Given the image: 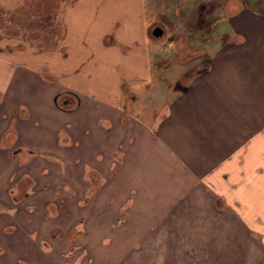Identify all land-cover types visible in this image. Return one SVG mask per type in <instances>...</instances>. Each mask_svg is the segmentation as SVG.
Here are the masks:
<instances>
[{
	"label": "crops",
	"instance_id": "obj_1",
	"mask_svg": "<svg viewBox=\"0 0 264 264\" xmlns=\"http://www.w3.org/2000/svg\"><path fill=\"white\" fill-rule=\"evenodd\" d=\"M261 55L264 0H0V264H264Z\"/></svg>",
	"mask_w": 264,
	"mask_h": 264
},
{
	"label": "rangeland",
	"instance_id": "obj_2",
	"mask_svg": "<svg viewBox=\"0 0 264 264\" xmlns=\"http://www.w3.org/2000/svg\"><path fill=\"white\" fill-rule=\"evenodd\" d=\"M219 1V0H217ZM31 6V3L29 4ZM43 8V7H42ZM50 7H44L43 9L45 11L47 10H51ZM44 11V12H45ZM22 15H15V17H13L14 20L18 21L21 20L23 23H28L30 24V27L34 30V28L36 26H40L42 30H47L53 23L51 22V18H49L48 16H41L42 14H39L38 18L35 15V11L32 12L31 8H25V10H22ZM28 21V22H27ZM31 21V22H29ZM21 22V23H22ZM40 22V24H39ZM196 22V21H195ZM220 22V23H219ZM217 27L214 26V30L216 34H213L212 40L216 39L217 43L219 45H224L227 39H225L224 36H221V38H219V34L223 33V27H224V23L219 21ZM56 28H58V25L56 26ZM227 31V29H226ZM44 32V31H43ZM58 33V31H57ZM31 37L33 35V32L30 31ZM215 35V38H214ZM35 39V38H34ZM225 39V40H224ZM232 39L235 40L237 39V36H232ZM237 41V40H236ZM46 45V44H45ZM241 49V46H238ZM237 47H235V44H231L230 49L231 51L233 49H235ZM242 48H246V46L242 47ZM187 50V49H186ZM190 52V51H188ZM183 54H188L185 50H182ZM233 53V52H232ZM238 54H240V51L238 52ZM204 56H200L195 58L194 60H199L200 61V65L203 64L201 61L203 60ZM241 55L238 57H234L231 59L228 58L225 62V64L231 63L232 66H238L237 70H242L240 68V65L242 63V59H241ZM204 61V60H203ZM208 61V60H207ZM230 61V62H229ZM207 62H204V65H206ZM244 63V62H243ZM191 64H193L192 66H194L195 69V74H196V70H198L200 68L199 63L197 62H191ZM222 63H217L216 64V71H219V73L216 75V80L215 83L216 85L221 84L227 93H229L236 101V104H242L243 102H249L248 105H253L252 102H255L256 100H261L264 103V56H258V60H257V64L259 65V70H260V74L259 77H255V76H249L248 78H243V76H239L236 75L235 73H232L230 69L226 68V67H222L220 68L219 66ZM219 68V69H218ZM194 70V69H192ZM190 71V70H185V73L188 74H193L194 71ZM230 70V71H229ZM185 82V80H184ZM244 89H248V97L249 98H245L242 97L241 95L244 92ZM251 89H257L256 95H254L253 93L250 92ZM260 103V104H263ZM260 104H254L256 107L257 105ZM253 107V108H254ZM189 259L190 261H192V256L189 253V256L185 255V259Z\"/></svg>",
	"mask_w": 264,
	"mask_h": 264
},
{
	"label": "water",
	"instance_id": "obj_3",
	"mask_svg": "<svg viewBox=\"0 0 264 264\" xmlns=\"http://www.w3.org/2000/svg\"><path fill=\"white\" fill-rule=\"evenodd\" d=\"M152 35L155 37L161 36L163 33V29L160 26H155L152 31Z\"/></svg>",
	"mask_w": 264,
	"mask_h": 264
},
{
	"label": "flooded vegetation",
	"instance_id": "obj_4",
	"mask_svg": "<svg viewBox=\"0 0 264 264\" xmlns=\"http://www.w3.org/2000/svg\"><path fill=\"white\" fill-rule=\"evenodd\" d=\"M192 58H194V57H192ZM65 99H63V101H64Z\"/></svg>",
	"mask_w": 264,
	"mask_h": 264
}]
</instances>
